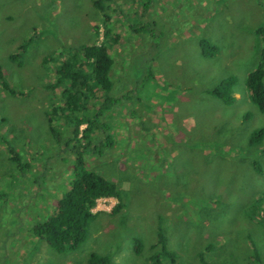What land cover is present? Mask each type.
<instances>
[{
    "label": "rangeland",
    "instance_id": "rangeland-1",
    "mask_svg": "<svg viewBox=\"0 0 264 264\" xmlns=\"http://www.w3.org/2000/svg\"><path fill=\"white\" fill-rule=\"evenodd\" d=\"M150 1L113 0L106 11L119 36L107 46L122 101L103 118L114 149L87 157L116 183L124 207L114 214L115 198L97 200L86 243L60 254L31 234V218L49 212L74 164L49 130L47 112L62 103L47 87L63 47L102 42L103 16L93 0H0V68L18 93L0 85V264H90L93 253L151 264L160 229L175 255L161 264H199L201 255L207 264H264V138L250 143L264 114L246 85L261 61L254 30L264 0ZM33 35L22 64L11 62ZM202 38L218 48L214 58L202 55ZM230 77L236 100L226 105L208 92ZM2 138L31 164L30 177L17 174Z\"/></svg>",
    "mask_w": 264,
    "mask_h": 264
},
{
    "label": "trees",
    "instance_id": "trees-1",
    "mask_svg": "<svg viewBox=\"0 0 264 264\" xmlns=\"http://www.w3.org/2000/svg\"><path fill=\"white\" fill-rule=\"evenodd\" d=\"M112 4L113 0H93V5L103 16L101 25L104 26L105 33L102 42L63 47L58 58H64L56 67V81L47 87L54 92L59 90L62 103L54 107L53 112H47L49 130L56 143L70 153L71 160L72 156L74 157V164L73 172L65 181L61 197L56 199L49 212L41 217L31 218L34 222L31 234L32 237L47 242L60 254L74 252L86 243L89 228L98 216V213L93 212L97 200L115 198L118 204L113 209L114 214L124 207L122 192L116 183L91 169L87 163L89 155L97 157L112 152L116 144L110 125L103 121V118L122 101V98L113 96L115 81L112 78V70L115 61L107 46V42L116 43L119 37L115 35V27L110 25L112 17L106 12L111 7L116 9ZM141 28L146 30V27ZM94 30L98 37L100 25H96ZM254 32L263 45L261 61L258 67L248 74L246 85L252 103L264 114V23ZM34 38L33 35L18 47L17 52L10 54V61L21 65ZM113 46L111 45L112 48ZM199 47L205 58H214L219 53L218 48L206 38L200 39ZM53 60L56 61L54 56H48L45 63ZM1 84L9 93L18 94L4 79L2 68ZM235 85L236 79L230 77L208 93L226 105H232L236 100L233 91ZM3 121L4 119H0V128ZM82 126H85L83 130ZM263 138L264 130H258L252 134L250 143L256 145ZM2 142L9 153V161L21 172L18 171L17 174H22L23 178L30 177L26 171H30L31 164L22 162L20 151L13 144L5 138H2ZM255 167L258 173L262 172L257 164ZM31 182L33 184L34 180L31 179ZM34 185L39 186V181H35ZM158 245L160 250L152 256L151 264H161L162 255L168 256L174 262L175 255L168 250L162 229L158 231ZM142 250L141 240H136V253L139 254ZM257 258L259 259V255ZM89 263L112 264V258L110 255L93 253ZM199 264H207L203 255Z\"/></svg>",
    "mask_w": 264,
    "mask_h": 264
}]
</instances>
